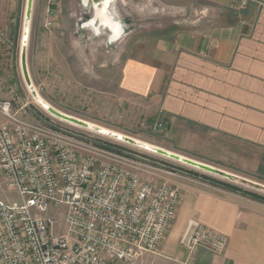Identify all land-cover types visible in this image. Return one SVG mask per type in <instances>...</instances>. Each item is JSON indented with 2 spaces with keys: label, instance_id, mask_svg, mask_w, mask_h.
I'll use <instances>...</instances> for the list:
<instances>
[{
  "label": "crops",
  "instance_id": "1",
  "mask_svg": "<svg viewBox=\"0 0 264 264\" xmlns=\"http://www.w3.org/2000/svg\"><path fill=\"white\" fill-rule=\"evenodd\" d=\"M155 1L217 13L182 30L137 39L121 56L119 89L147 102L187 138L189 148L197 138L198 145L202 140L222 147V153L239 147L246 160L256 151L254 172L264 177V0H248L244 7L239 0ZM111 10L112 28L98 21L92 25L94 18L88 22L110 49L127 34L126 22ZM254 205L212 185L187 187L159 255H145L136 264H264V211ZM189 221L224 236L223 254L197 248L189 255L179 244Z\"/></svg>",
  "mask_w": 264,
  "mask_h": 264
},
{
  "label": "built area",
  "instance_id": "2",
  "mask_svg": "<svg viewBox=\"0 0 264 264\" xmlns=\"http://www.w3.org/2000/svg\"><path fill=\"white\" fill-rule=\"evenodd\" d=\"M56 5L46 0V29ZM117 147L52 121H26L0 102V172L18 199L0 200V264H136L159 255L179 192L153 182L158 170ZM179 244L189 255H221L227 239L189 221Z\"/></svg>",
  "mask_w": 264,
  "mask_h": 264
},
{
  "label": "rangeland",
  "instance_id": "3",
  "mask_svg": "<svg viewBox=\"0 0 264 264\" xmlns=\"http://www.w3.org/2000/svg\"><path fill=\"white\" fill-rule=\"evenodd\" d=\"M26 2L0 0V102H10L12 113L26 121H52L68 130L123 148L147 167L158 170V177L153 182H166L178 190L179 197L187 187L210 186L203 178L208 177L264 198V177L254 172L256 151L252 159L246 154V160L239 147L236 152L222 153V147H208L202 140L198 145L197 138L191 140L189 148L184 145L187 138L163 122V117L155 114L147 102L119 89L121 56L124 52L129 54L137 39L149 38L169 29L182 30L199 17L216 15V9L168 8L155 0H115L108 6L109 13L113 9L117 18L126 22L127 34L110 49L105 46V36L98 35L88 23L93 18L95 22L90 3L57 0L55 25L46 29V0H32L25 52L30 82L50 107L217 170L215 174H208L127 142L70 125L52 117L36 103L20 69ZM80 29H84L83 35L79 34ZM223 173L232 177L227 179ZM0 200L18 201L15 191L4 184L1 172ZM255 204L254 208L264 211V204Z\"/></svg>",
  "mask_w": 264,
  "mask_h": 264
},
{
  "label": "bare ground",
  "instance_id": "4",
  "mask_svg": "<svg viewBox=\"0 0 264 264\" xmlns=\"http://www.w3.org/2000/svg\"><path fill=\"white\" fill-rule=\"evenodd\" d=\"M86 1L87 0H83L84 4H86ZM109 2H110V0H94L93 8H94L95 21H98L99 24H101V25L110 26L112 28V26L114 24H113V21L111 20V17L109 15V13L107 12V6H108ZM114 14L115 13H113V15ZM93 23H94V20L91 22V24L93 25ZM23 25H24V33H23V37H22L21 48L24 47V46H26V42H27V38H28L29 25H30V19L27 20V18L24 17V24ZM94 28H96V26H94ZM27 87L31 91L32 97L34 98V100L36 101V103H38L44 110H46L49 115H51L54 118H57V117L53 116L50 113V110H52L53 108L50 107L49 104H47L45 101H43L38 96V94L34 90L32 84L31 83H30V85L28 84ZM57 112L59 114H61V116H65L66 118L75 119V118H73L71 116H68V115H65V114H63V113H61L59 111H57ZM58 119L61 120V121H63V122L69 123L70 125L76 126V124L73 123V122H71V121H68V120H65V119H61V118H58ZM75 120H78L81 124L84 125V126H82V128L87 129V130H90V131H93V132L95 131L96 133H98L100 135H103V136H109V137L113 138L116 141L125 142V139L128 138V137L123 136L122 134H119V133H116V132H113V131L104 129L102 127H99L97 125L88 123L86 121H81L79 119H75ZM80 127H81V125H80ZM133 141H134V145L133 146L138 147V148H141V149H144V150H147V151H150L152 153H154V151H153L154 149H156V150L157 149H160V148L151 146V145H149L147 143H144V142H141V141H137V140H134V139H133ZM166 152H168L169 154H174V153H171L169 151H166ZM180 158L182 159V158H185V157L180 156Z\"/></svg>",
  "mask_w": 264,
  "mask_h": 264
},
{
  "label": "water",
  "instance_id": "5",
  "mask_svg": "<svg viewBox=\"0 0 264 264\" xmlns=\"http://www.w3.org/2000/svg\"><path fill=\"white\" fill-rule=\"evenodd\" d=\"M111 1L112 0H110V2ZM110 2H109V4H110ZM88 3H90L92 5V7H93L94 0H87L86 4H88ZM109 4H108V6H109ZM31 6H32V0H27L26 9H25V17L27 18V20L30 19ZM108 6H107V12H108ZM25 52H26V46L21 48L20 69H21V73H22V76H23V79H24L26 85H28V84L30 85L31 82H30V79H29L28 71H27ZM50 113L53 116L57 117V119L58 118L65 119V120H68V121H71V122L75 123L76 126H80V125H81V127L84 126L78 120H75V119H72V118H66L65 116H61V114H59L55 109L50 110ZM125 142H127V143H129L131 145H134V141L131 138H126ZM153 151H154V153H156V154H158V155H160L162 157L169 158V159H171V160H173L175 162H179V163L181 162L184 165H187V166H189L191 168L203 171V172L208 173V174H215L216 171H217L214 167L208 166V165L203 164V163H199L197 161H194V160L188 159V158H182L181 159L179 155H177V154H169L168 152H166L163 149H157V150L154 149ZM223 176L225 178H227V179L232 177L228 173H223Z\"/></svg>",
  "mask_w": 264,
  "mask_h": 264
},
{
  "label": "trees",
  "instance_id": "6",
  "mask_svg": "<svg viewBox=\"0 0 264 264\" xmlns=\"http://www.w3.org/2000/svg\"><path fill=\"white\" fill-rule=\"evenodd\" d=\"M117 148H121V147H117ZM122 150H124L123 148H121ZM192 173V172H190ZM193 176H197V174L192 173ZM205 179V181L207 183H209L210 185H212L213 187H217L220 188L222 190H225L227 192L233 193V194H237L243 198L249 199L253 202H258L261 204H264V198L261 196H258L256 194H251L249 192H246L244 190H242L241 188H238L237 186L231 185L229 183L220 181V180H215L212 178H208V177H203Z\"/></svg>",
  "mask_w": 264,
  "mask_h": 264
}]
</instances>
